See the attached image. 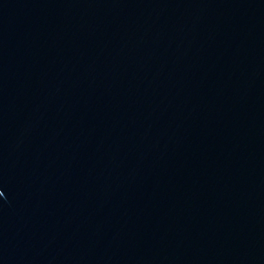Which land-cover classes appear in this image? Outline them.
Listing matches in <instances>:
<instances>
[{
	"label": "water",
	"instance_id": "obj_1",
	"mask_svg": "<svg viewBox=\"0 0 264 264\" xmlns=\"http://www.w3.org/2000/svg\"><path fill=\"white\" fill-rule=\"evenodd\" d=\"M0 264H264V0H0Z\"/></svg>",
	"mask_w": 264,
	"mask_h": 264
}]
</instances>
